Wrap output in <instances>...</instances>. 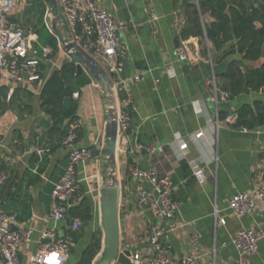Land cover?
Returning <instances> with one entry per match:
<instances>
[{"label": "crops", "instance_id": "0c3cea01", "mask_svg": "<svg viewBox=\"0 0 264 264\" xmlns=\"http://www.w3.org/2000/svg\"><path fill=\"white\" fill-rule=\"evenodd\" d=\"M193 0H106L104 8L114 17L121 44L125 47L123 70L114 80H126L131 95L132 117L129 130L119 137L118 176L122 186L120 206L121 247L124 254L115 264H148L153 247L144 238L154 221L153 215L141 209L132 191L129 167L156 168L171 175L175 189L173 199L178 203L176 220L179 229L169 234L174 259L195 254L202 264H229L238 256L232 244L242 229H255L264 234V203L258 202L256 211L239 214L229 208V200L238 193H254L264 184V126L254 130H237L230 119L244 104L264 100V89L242 94L234 100L213 99L211 80L226 71L228 63L216 64L217 54L207 39L182 38L186 23L184 4ZM29 0L19 2L13 18L23 27L22 16ZM206 21H212L207 16ZM59 30L69 37L68 27L61 22ZM24 28V27H23ZM27 33L36 35L34 46L43 56L38 35L31 27ZM188 46L201 54L199 61L178 60L175 44ZM72 60L60 47L55 57L43 62L42 80L9 87V96L16 88L33 94L17 98L13 108L0 115V203L3 209L17 217V226L32 230V241L20 253L23 264L40 249L42 234L54 229L63 236L70 230L67 220H55L52 200L55 184L65 173L70 162V149L61 142V134L52 132L53 121L41 108V93L45 82L62 66ZM258 62H246L251 68ZM112 73L110 66H103ZM172 71L170 74L169 71ZM140 80L136 81L135 78ZM217 79V78H216ZM79 90V120L81 137L78 147L97 153L78 166V177L84 198L93 203V220L78 231L68 264H77L92 235L98 229L100 217L99 190L106 183L108 171L103 150L107 147L109 123L108 101L103 86L89 73L77 77ZM27 107L30 109L28 110ZM220 114L226 119L220 120ZM219 128L211 130V123ZM206 131L201 140L192 136ZM178 137L188 143L180 148ZM154 147L155 153L138 150L137 146ZM216 159H212V156ZM188 165V170L182 167ZM199 166L207 180L200 184L193 173ZM220 219H225L222 224ZM76 233V232H75ZM81 249L77 251L78 246ZM141 254L139 262L133 257ZM254 264H264V238L258 243ZM0 264L3 261L0 257Z\"/></svg>", "mask_w": 264, "mask_h": 264}, {"label": "built area", "instance_id": "2783aa9c", "mask_svg": "<svg viewBox=\"0 0 264 264\" xmlns=\"http://www.w3.org/2000/svg\"><path fill=\"white\" fill-rule=\"evenodd\" d=\"M26 0H0V87L23 84H32L42 80L41 66L43 62L53 55V48L49 45L39 50L34 46L36 35L27 31L13 18L16 5ZM106 0H59V9L62 18L67 22L69 37L67 40L88 52L102 66H110L112 73L123 70L125 47L121 44L113 15L104 8ZM50 16V23L48 18ZM51 14L46 13V23L50 31ZM53 33V32H52ZM61 47V46H60ZM62 48V47H61ZM179 61H199L201 54L190 51L188 46H179L177 50ZM171 74L172 71L170 70ZM136 81L140 78L136 77ZM213 99L216 103L229 100V94L222 91L216 79L211 80ZM112 88L118 102V123L120 134H125L131 125L132 108L131 95L126 80H112ZM77 98V94L74 96ZM10 99V96H9ZM234 123L235 118L230 119ZM81 128L80 120H76L64 138L62 145L70 149V162L63 176L55 184L52 191V200L56 209L52 213L55 220H67L71 208L79 205L84 198L81 191V181L78 177V166L93 157L90 148L78 147V130ZM219 128L218 122L211 123V130ZM206 131L192 136L193 140H201ZM182 150L188 143L178 137ZM2 138L0 136V148ZM138 150L155 153L154 147L137 146ZM212 159H216L212 156ZM132 191L138 206L150 212L154 221L144 242L153 247V253L148 257V264H202L200 258L190 254L174 259L171 246L166 241L169 234L179 229L176 220L178 203L173 199L175 189L172 177L162 173L156 168L143 169L132 165L129 167ZM193 173L200 184L207 180L205 170L196 166ZM258 202L264 203V184L254 193H238L229 200V208L239 214H251L256 211ZM226 224L225 219H220ZM70 230L78 232L82 228L80 219L72 221ZM32 230L17 226V217L7 213L0 203V257L3 264H23L20 258L22 249L32 241ZM264 238L261 231L255 229H242L232 239V244L238 252L235 260L229 264H254L253 257L258 253V243ZM75 245L72 234L61 236L54 229H46L42 234L40 249L34 254L28 264H68ZM141 254L133 257L139 262Z\"/></svg>", "mask_w": 264, "mask_h": 264}, {"label": "trees", "instance_id": "16d2710c", "mask_svg": "<svg viewBox=\"0 0 264 264\" xmlns=\"http://www.w3.org/2000/svg\"><path fill=\"white\" fill-rule=\"evenodd\" d=\"M48 2L49 0H43L36 4L40 15L36 21L29 20L28 23L38 35L37 44L53 48L51 56L53 58L60 52V45L46 23ZM33 7L34 5H30L29 10L33 11ZM184 10L186 23L182 30V38L195 37L200 41L207 39L217 54V65L232 57H241L231 60L226 71L216 74L218 86L229 94V100L264 89V63L256 68L246 64L264 58V0H193L184 4ZM207 16L211 17L212 21L207 22ZM41 70L43 76V65ZM76 71L74 62L65 63L48 78L41 93V108L53 121L51 131L61 134V144L68 135L71 125L79 120V101L74 97L79 90ZM21 94L30 99L33 97L31 92L16 88L9 99V87L1 86L0 115L11 110ZM225 119L226 115L220 114V120ZM232 126L237 130H254L264 126V100L242 105ZM78 136L81 137V128L78 130ZM92 151L93 154L97 153L94 149ZM182 167L188 170L187 164L182 163ZM93 214L92 201L83 198L79 205L69 210L67 221L71 226L72 221L78 218L83 226H87L92 222ZM67 233L72 234L77 242L78 232L68 230ZM102 247L103 232L98 229L93 233L91 243L77 264H94Z\"/></svg>", "mask_w": 264, "mask_h": 264}, {"label": "water", "instance_id": "95a60500", "mask_svg": "<svg viewBox=\"0 0 264 264\" xmlns=\"http://www.w3.org/2000/svg\"><path fill=\"white\" fill-rule=\"evenodd\" d=\"M49 11L52 16V32L57 38L59 45L64 49L68 57L76 64V77L89 73L102 86L106 100L108 101L109 123L107 126L108 142L103 150L107 161L104 165L108 174L106 183L99 190V208L101 218V230L103 232V247L94 264H115L124 255L121 247V224L120 206L122 200V186L118 176L119 157V123H118V102L112 88L114 73H109L106 69L88 52L74 43H70L60 30L59 24L63 22L67 27V22L62 18L59 9V0H49ZM177 47L180 40L175 41Z\"/></svg>", "mask_w": 264, "mask_h": 264}, {"label": "rangeland", "instance_id": "374dc122", "mask_svg": "<svg viewBox=\"0 0 264 264\" xmlns=\"http://www.w3.org/2000/svg\"><path fill=\"white\" fill-rule=\"evenodd\" d=\"M43 2V0H29V4L30 5H34V10L33 11H30V5L28 6L27 10L23 13V16H22V23H23V27L26 28V27H31L29 26L30 24L28 23L29 20H31V22L33 21H36L39 17V11H37L36 9V4H38L39 2ZM49 9V7H48ZM48 23H50V16L48 18ZM42 47V46H41ZM97 224H99V226L101 227V218L99 217V220L97 219ZM82 243L78 246L77 248V251L80 250L82 247H81Z\"/></svg>", "mask_w": 264, "mask_h": 264}]
</instances>
